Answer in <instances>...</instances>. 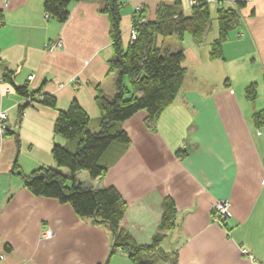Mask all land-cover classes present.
<instances>
[{
  "label": "crops",
  "instance_id": "crops-1",
  "mask_svg": "<svg viewBox=\"0 0 264 264\" xmlns=\"http://www.w3.org/2000/svg\"><path fill=\"white\" fill-rule=\"evenodd\" d=\"M182 1L188 12L190 0ZM43 2L0 0V112L8 128L0 135V264H131L122 250L109 256L113 238L106 224L81 218L70 204L35 196L24 185L22 175L55 166L54 144L73 149V142L53 133L58 111L77 101L96 131V88L108 99L115 93L102 0L70 3L63 23L46 18ZM119 2L124 44L135 18L154 21L160 3L172 4ZM208 4L210 25L201 43L189 33L181 40L158 37L161 49L183 53L185 76L174 101L153 128L144 123L145 111L116 124L129 143H113L103 153L104 176L92 179L80 171L76 179L93 189L118 190L127 205L120 226L138 245L151 242L161 202L172 198L175 226L165 232L153 264H264V126L253 122V115L264 111V0L245 1L222 44V57L213 60L216 11L235 6L223 0ZM57 41L56 49L46 48ZM23 85L39 90L33 100L16 93L14 87ZM250 85L253 101L245 93ZM43 93L55 97L54 108L38 102ZM23 104L28 106L20 116ZM219 199L229 206L224 227L213 221L212 205ZM45 228L52 231L50 238L40 237Z\"/></svg>",
  "mask_w": 264,
  "mask_h": 264
},
{
  "label": "trees",
  "instance_id": "trees-1",
  "mask_svg": "<svg viewBox=\"0 0 264 264\" xmlns=\"http://www.w3.org/2000/svg\"><path fill=\"white\" fill-rule=\"evenodd\" d=\"M76 1L79 0H44L43 9L49 17L63 23L69 15V4ZM191 1L193 4L188 12L183 9L182 0H172V4L160 3L157 6L154 21L135 18L132 22L135 39L124 44L120 29L121 4L119 0H102L100 12L108 18V35L113 51L108 61V72H116L115 93L108 99L99 87L96 88L95 103L99 111L96 131L89 129V117L77 101L72 100L65 109L59 110L53 133L73 142V149L54 144L51 149L54 167H40L29 175H22L26 189L33 195L68 203L77 216L106 224L113 238L109 256L122 250L131 264H153L161 253L160 243L165 232L175 226L176 210L172 198L165 197L161 202V219L151 242L138 245L120 226L127 205L118 190L113 186L100 189L85 186L76 179V174L86 171L92 179L104 176L107 168L101 162L103 153L113 143H129L127 133L116 124L145 111L144 123L153 128L160 112L174 101L185 76L183 53L180 49H161L158 37L175 35L181 40L184 33H189L197 43L203 41L210 25L208 0ZM244 4L245 0H237L234 8L217 9L218 36L210 44V59L222 57V44L227 33L237 26L239 9ZM4 80L11 83L9 72H5ZM14 88L18 95L30 100L39 92L29 91L26 85ZM245 93L253 101L255 86H248ZM38 102L50 108L56 105L55 97L46 93L40 95ZM27 106H19L20 116ZM253 122L257 127L264 126V111L255 113ZM60 168L67 169L68 173L64 174ZM13 169H18L16 164Z\"/></svg>",
  "mask_w": 264,
  "mask_h": 264
},
{
  "label": "built area",
  "instance_id": "built-area-1",
  "mask_svg": "<svg viewBox=\"0 0 264 264\" xmlns=\"http://www.w3.org/2000/svg\"><path fill=\"white\" fill-rule=\"evenodd\" d=\"M223 1H229V2L235 3V1L237 0H223ZM192 4H193V1L190 0V5ZM45 16L46 18L49 17L47 13ZM135 35H136L135 29L131 27L130 32H129L130 41L135 39ZM59 46H60V41H57L55 43L47 44L46 48L52 51ZM29 79H32V76H30ZM5 117H6L5 113L0 112V135L5 130V123H4ZM212 215H213V221L217 225L224 227L226 225L228 218L230 217L228 202L222 199L216 200L212 205ZM51 236H52V231L49 228H45L40 234V237L42 238H50ZM242 252L247 253L245 249H243ZM0 258H2L1 255H0Z\"/></svg>",
  "mask_w": 264,
  "mask_h": 264
},
{
  "label": "rangeland",
  "instance_id": "rangeland-1",
  "mask_svg": "<svg viewBox=\"0 0 264 264\" xmlns=\"http://www.w3.org/2000/svg\"><path fill=\"white\" fill-rule=\"evenodd\" d=\"M129 40H130V38H129ZM22 174H25V173H22ZM29 173H26L25 175H28Z\"/></svg>",
  "mask_w": 264,
  "mask_h": 264
},
{
  "label": "water",
  "instance_id": "water-1",
  "mask_svg": "<svg viewBox=\"0 0 264 264\" xmlns=\"http://www.w3.org/2000/svg\"><path fill=\"white\" fill-rule=\"evenodd\" d=\"M5 130H8V128H7V127H5Z\"/></svg>",
  "mask_w": 264,
  "mask_h": 264
}]
</instances>
